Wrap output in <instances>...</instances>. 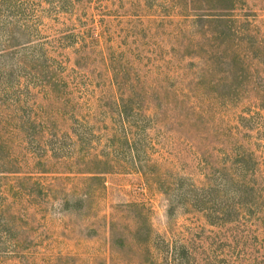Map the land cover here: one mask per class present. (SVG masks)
<instances>
[{
  "label": "rangeland",
  "instance_id": "obj_1",
  "mask_svg": "<svg viewBox=\"0 0 264 264\" xmlns=\"http://www.w3.org/2000/svg\"><path fill=\"white\" fill-rule=\"evenodd\" d=\"M263 44L264 0H0V264H264Z\"/></svg>",
  "mask_w": 264,
  "mask_h": 264
},
{
  "label": "trees",
  "instance_id": "obj_2",
  "mask_svg": "<svg viewBox=\"0 0 264 264\" xmlns=\"http://www.w3.org/2000/svg\"><path fill=\"white\" fill-rule=\"evenodd\" d=\"M235 15L234 14H221V22L223 23V25H225V27H224V30H225V32L226 33H228L229 32V30H231V29H229V27H228V25H227V21H232L235 17H234ZM231 33L233 34V31H231ZM263 46H264V44H263Z\"/></svg>",
  "mask_w": 264,
  "mask_h": 264
}]
</instances>
